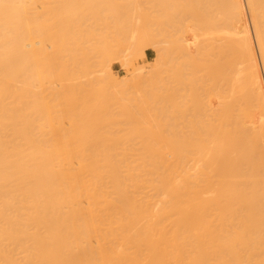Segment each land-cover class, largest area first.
I'll return each instance as SVG.
<instances>
[{"label": "bare ground", "instance_id": "bare-ground-1", "mask_svg": "<svg viewBox=\"0 0 264 264\" xmlns=\"http://www.w3.org/2000/svg\"><path fill=\"white\" fill-rule=\"evenodd\" d=\"M20 1L0 0V264H264V0H247L256 47L242 0L228 9L177 0L182 14L171 18L179 20L159 25L169 28L173 86H183L169 102L190 132L163 133L155 123L163 118L152 120L143 99L136 109L151 127L123 106L132 127L124 138L141 141L120 152L109 143L124 138H102L110 132L103 136L101 123L113 118L104 90L78 96L82 118L71 103L81 88V42L48 40L49 25L24 22L31 10ZM15 25L39 39L14 34ZM138 56L145 58L142 48ZM105 60L95 81L109 86ZM139 74L127 82L157 85ZM47 85L59 87L45 95Z\"/></svg>", "mask_w": 264, "mask_h": 264}, {"label": "rangeland", "instance_id": "rangeland-1", "mask_svg": "<svg viewBox=\"0 0 264 264\" xmlns=\"http://www.w3.org/2000/svg\"><path fill=\"white\" fill-rule=\"evenodd\" d=\"M208 1L211 3V5L207 1L206 2L213 9L220 8V7H222L223 9H228L234 4V2H232V0H208ZM13 2H15V4H13V7L18 5L17 0H13ZM180 2L181 1L179 0V3ZM20 3L25 8L28 7L31 10V11H29V15L27 17H29V16H32V17H29L27 20L25 19L26 17H24V20H25L24 22L28 21L29 24L31 25L32 20H34L36 25L38 23H40L39 25H43V24H41V22H43V23L46 22L49 25V30L48 29L44 30V32L45 31L48 32V33L45 32V35L48 34L46 36V38L48 37L47 38L48 40L65 39V37L67 40V37H68L69 40L73 38L72 40H76L75 42H77V43H78V41H79V43L81 42L80 45H77L78 48H77L76 53H77L78 58L76 56L77 60L75 59V62H74L75 67L74 68L76 69L75 76H77V78H79L78 80L81 79L80 82L83 85H81L80 82L79 83L77 82V84L84 91L82 92L81 88L79 89V88H77L78 87L77 86L76 87L77 91L75 90V93H77L78 90H80L79 91L80 93L77 95V98L81 94H82V96H83V94H85L88 96L87 98H90L89 95H94V94H97L98 92H101L102 90H104L103 92L107 95V99L110 103V110L108 112L109 117L112 116L113 117L112 120L114 119L113 121H115V122H113L112 120L110 121L111 118H108L106 116L107 119H109V121L107 122L105 120L104 122H107L108 124L103 122L101 124L104 126H100L102 129L104 128L103 130H105V128H106V130L103 131L100 127H97V126H99V124L96 126L99 129L97 131H99V132L103 131L101 133V134L104 133L103 136H105L107 133L110 132L109 135H106L105 137H102V138L107 139L108 137L110 138L111 136H113L111 139L115 140L117 134L120 135L119 139H123L127 135L130 136L129 132H131V130H129V129L132 127H130L131 126L130 124H129L130 126L128 125V121L126 120V117L125 118L123 117V115L121 113V108H123V106H126L127 108H129L132 111L133 115L136 114L141 119L140 114H142V113H141V110L138 111L136 109V104L141 102L143 99H148V101L150 100L152 103L153 111H151V110H148V111H150L149 112L150 115H151V113H155V115L153 114L154 117L157 116V118L155 117V119H152V120L157 121V119L160 120L161 118H163L162 120H160L161 122L160 121L155 122V123H159V125L161 123L163 124V125H161V126H163V129H162L164 131L163 133H165L166 135H170L172 132H185V133L190 132L189 130L191 128H190L189 122L187 121L189 119H181V118L178 120L174 119L175 118L174 115H180V114H178V111L173 112L175 110H173L171 108V103L169 102V101L172 102L171 96L176 93V92H174L175 89H177L181 86H173V80L171 78V67H170L171 63L166 56L167 55V53H166V46L167 45L163 42L164 39L166 38L165 30L169 29V28L159 25V24H165L168 22H174V21L179 20L178 18H176V19L171 18L173 16V14L174 15H177L178 13L182 14V12L180 10L182 8H181V6L179 7L177 0H23V2L21 0ZM38 3H40V5L42 3L43 4H42V6H40V5H38ZM176 3H177L179 8L175 6ZM242 3H243V7H244V10L246 13L248 28H249V31L251 32L250 33L251 38H252V40L255 44V47H256L255 36L253 33L254 30H253L252 16H251L249 8L247 6L248 2H247V0H242ZM16 7H15V9H16ZM28 8H27V10H29ZM35 8H37L39 11L41 10V12H39L37 10L35 11ZM63 9H68V10L66 12V10H63ZM56 11L59 12L58 15H57ZM63 11L66 13L63 14V16H62L61 12H63ZM31 13H32V15H30ZM58 17H61V18H58ZM33 18H35V19H33ZM36 20H37V22H36ZM30 21H31V23H30ZM14 22L16 24V21H14ZM24 22H23L22 26H24ZM46 23L44 24V27H45ZM32 24L35 25L34 23H32ZM63 24H65L66 28L64 27ZM48 25H46V26H48ZM25 28L24 27L20 28L21 30L19 29V31H18L17 26L15 25L14 31L16 33L14 32V34L18 35V33H19L18 36H20V37H23L25 34V36L27 35V37L24 36V38H28V37L30 38L32 34L29 36L27 34L28 32L23 33L25 31ZM63 31H65V32H63ZM49 32H50V35H49ZM134 32L136 34L137 40L132 41V38H133L132 36H134V35H132V36H130V35L133 34ZM17 35H15V36H17ZM33 35L31 38H33L34 36H36V37L38 36L37 39H39V35H37V34L34 36ZM60 36H62V37H60ZM36 37H34V38H36ZM49 37L51 39H49ZM52 37H56V38H52ZM138 38L140 40H138ZM139 41H141V42H139ZM132 43H133V45H132ZM103 44H106L105 45L106 49L101 51V49L104 47ZM75 48H76V46H75ZM138 48H139V50H138ZM141 48L143 49L144 52L145 51L153 52V57L150 61L147 62L145 60V58L138 56V52L140 51ZM80 51H82V52L84 51L83 52L84 54ZM256 52H257V60L260 64V56L258 55V51H256ZM79 54H81V55H79ZM64 55H66V54H64ZM173 56L174 55H172V57ZM175 56H177V55H175ZM175 56H174V58H175ZM103 59H106L105 61L107 62V65L110 67L111 75L109 78L110 80L108 79L110 81V83H109L110 85L105 83L106 85H109V86H105L104 84H99V83H101V81H99L101 79V77H99V76L101 75L100 72L102 71V70H100V66H101V63L103 62ZM85 60H86V62H87V60L89 62L86 63ZM88 64H89V66H88ZM128 65H130V66H128ZM84 68H85V70H84ZM87 68H88V70H87ZM261 70H262V67H261ZM83 71L84 72L88 71V72L87 73L85 72V74H84ZM139 71H141V72H139ZM135 73L137 75L139 73H142V75L146 74L148 76L150 75V76L156 77V79H155L156 83H154V84H157V85L156 86H144V85L134 86V84L128 83L127 80L131 79V75H132V77L134 75H136ZM262 74H263V81H264L263 70H262ZM139 75H141V74H139ZM77 78H75V79L77 80ZM98 78H99V80H98ZM88 79L89 80L91 79L93 83L90 82L91 80L89 81ZM95 80H97L99 83ZM87 81H89V82H87ZM86 83H88V84H86ZM84 85H87V86H84ZM102 85H103L104 89H101ZM40 87L41 86H38L37 89ZM55 87L58 88L59 86H50V85H47L45 87L42 86V88L48 89V91L45 93V95H50L51 92H55L53 89H51V88H55ZM63 87H65L64 91L66 92V88L68 86H63ZM153 87H154V89L152 90ZM182 87H181V89H182ZM188 87L191 88L193 86H187V89H188ZM196 87H199V86H196ZM49 89L53 90V91H50ZM70 90H71V88H70ZM58 91H59V89H58ZM62 91L63 90H61L60 94H62L64 92V91L63 92ZM72 92H74V91H72ZM151 92H157V93H159V95H161L160 100L163 99L164 104L162 103V105L166 106L167 110L164 109L162 106H160V104L155 105L156 103L155 104L153 103L154 99L152 98L153 95L151 94ZM173 92H174V94H173ZM47 93H49V94H47ZM52 94H54V93H52ZM82 96H80V97L82 98ZM44 97H47V96H44ZM50 97L52 99V96H49V97H47L48 99L45 98V99H47V101L46 100L45 101L48 102ZM65 97H66V95H65ZM53 98H54V96H53ZM87 98H85V99H87ZM51 99H50V103L54 102V105H56L55 101L52 99L53 100V102H52ZM66 100H65V103L67 102ZM79 100H80V98H78V100H75L76 102L78 101L77 106H76L75 101L71 100V103L74 102L73 105H75V106H73V107H74V110H76L75 113H77V114L79 111H81V109H79V108H81L82 102H79ZM60 101H58V102H60ZM68 103H70V101ZM79 103H80V105H79ZM185 103H187V106L189 107L188 111H187L188 112L187 114H189L195 108V106L193 105V102L190 98H188ZM181 104L183 105V103H181ZM50 105L53 106V104H50ZM157 107L158 108L162 107L167 112L165 114L163 113L161 115L162 109L158 110ZM181 107L179 108V110L182 109ZM184 107H186V106H184ZM184 107H183V109H184ZM74 110H73V113H74ZM77 110H79V111H77ZM185 110H183L184 114H185ZM84 111H82V112L84 113ZM82 112H80V114H82V116H83ZM137 112H140V113H137ZM180 113H181V110H180ZM80 114H78L77 117H79V116L81 117ZM153 115H151V116H153ZM137 116H135V117L138 119ZM65 117H66V115H65ZM87 117H88V115H87ZM142 117H144L146 123H147V121H149V119H146L144 115ZM68 118H69V116H68ZM176 118H178V117H176ZM66 119H67V117H66ZM66 119L64 120V122H67ZM141 120L143 123L142 126H144V124H146V123H144L143 119H141ZM141 120H138V121L141 122ZM126 121H127V125H126ZM69 122H70V120L68 121V123H65L66 124L65 128L67 131L69 130ZM152 122L154 123V121H151L149 123H152ZM114 123L117 125L116 129H115L116 125ZM118 124H119V126H118ZM146 125H149V124L147 123ZM127 126H128V128H126ZM118 127L122 128V129H120ZM147 127H151V126L149 125ZM108 130H110V131H108ZM113 130L114 131L116 130V132H114ZM127 130L129 131L128 134H127ZM106 131H107V133H105ZM111 132L112 133L114 132L115 135H114V133L112 135ZM122 132H123L124 136L121 138ZM143 132H144V130H143ZM140 133H142V132H140ZM145 133H147V132H145ZM144 135H147V134H144ZM126 138H124L123 142L121 140H116L117 142L113 143V140L111 141V139L108 140L109 142L111 141L110 143L108 141L107 142L109 144L112 143L113 146L116 144V146H114V147H115V149H117L116 151H118V152H120L118 149L122 150L123 147H124L123 149L130 147L129 151H131V148L133 150L140 148V145H138V144H140L139 142L141 141L138 139L140 137L135 138V137L131 136V137H128L127 139ZM129 138H131L130 139V141L132 142L131 144L128 143ZM135 139L138 140L137 143H135L136 142ZM133 141H134V143H133ZM124 142L128 143V144L127 143L125 144L127 146L124 145ZM136 145L139 146V148H137ZM166 150H168V149H166Z\"/></svg>", "mask_w": 264, "mask_h": 264}, {"label": "crops", "instance_id": "crops-1", "mask_svg": "<svg viewBox=\"0 0 264 264\" xmlns=\"http://www.w3.org/2000/svg\"><path fill=\"white\" fill-rule=\"evenodd\" d=\"M153 57V52L150 51H145V60L148 62L152 59Z\"/></svg>", "mask_w": 264, "mask_h": 264}]
</instances>
